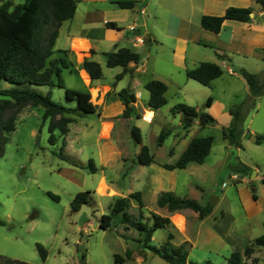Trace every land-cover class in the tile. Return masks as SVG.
I'll return each instance as SVG.
<instances>
[{
  "label": "rangeland",
  "instance_id": "1",
  "mask_svg": "<svg viewBox=\"0 0 264 264\" xmlns=\"http://www.w3.org/2000/svg\"><path fill=\"white\" fill-rule=\"evenodd\" d=\"M7 1L19 4L25 0H0V7ZM119 70L121 67L104 65L100 82L116 81ZM62 76L68 85H76V77L66 69ZM194 82V88H187L178 95L168 93V104L158 110L151 111L143 98L131 118L117 121L110 139L112 145L98 138V115L81 113L77 116V124L71 125L66 136L63 154L67 158L60 156L62 138L55 145L49 143L48 122L43 120V109L24 108L0 157V255L14 260L15 264H118L115 261L117 254L126 258L123 264H169L144 247L141 233L132 227L126 229L121 214L113 216L109 229L101 228L100 224L103 215L111 213L112 205L119 197L129 199L128 213L137 218L142 214L143 221L151 224L152 213L164 215L167 212L157 204L162 191L188 196L202 204L214 199L219 211L226 207L225 203L217 202L222 193L221 185L223 182L231 184L230 177L236 173L234 167L240 161L239 157L252 155V148L255 149L251 143L253 135L242 136L241 140L247 142L248 148L244 145L238 148L224 136L223 130L228 127L216 126L217 121L201 134L195 126L186 132L180 125L181 114H173L172 109L178 104L205 112L209 109L206 105L208 97L202 96L205 93L202 90L206 89ZM33 88L44 93L48 91L47 87ZM52 99L65 107L77 106L75 101L67 99L65 90L58 87L52 89ZM251 111L243 122V132L247 131ZM133 126L141 131V143L131 136ZM162 131L168 135L160 146L158 136ZM196 135H210L215 139L203 167L207 175L193 169H177L175 178L167 171L161 174L160 163H173L184 149L185 141ZM142 145L148 146L154 154V165L136 162ZM90 160L96 167L94 172ZM102 179L105 180L103 184ZM85 191L91 192L89 203L73 212V198ZM135 192H141L143 208L130 197ZM48 193L59 199H53ZM261 229L258 220L253 219L252 237L260 235ZM168 234L169 229H158L149 244L160 248L167 242ZM180 242V237L172 240L175 246L190 250L188 243ZM37 244L47 251L45 262ZM245 261L254 264L252 255Z\"/></svg>",
  "mask_w": 264,
  "mask_h": 264
},
{
  "label": "crops",
  "instance_id": "2",
  "mask_svg": "<svg viewBox=\"0 0 264 264\" xmlns=\"http://www.w3.org/2000/svg\"><path fill=\"white\" fill-rule=\"evenodd\" d=\"M262 1L264 0H79L75 16L62 23L54 46L56 52L67 51L65 57L75 68L74 72L66 70L76 77V85H65L91 93L92 102L101 112L100 115L96 113L100 126L98 138L112 145L110 139L116 123L125 119L122 116L125 106L118 96L119 91L129 89L136 96L135 107L139 106L143 98L148 106L149 92L145 84L157 79L168 85L166 96L169 102L168 93L175 96L187 88L195 87L194 80L187 77L188 70L203 62H213L221 66L223 74L213 80L209 87L201 86L206 89L202 90L205 92L202 96L212 100L207 112L217 120L215 125L222 129L229 127L233 121L230 111L250 94L248 83L237 70L264 73ZM119 2H134L135 5L133 8H122ZM230 7L250 8V20H225L219 33L202 28L203 16H223ZM107 23H114L116 27H109ZM131 27L135 29L131 30ZM139 38L143 41H139ZM120 48H128L141 54L142 62L131 63L129 68L132 73L124 75L121 80L111 83H101L100 79L92 80L83 67L84 61H96L103 69L104 65L107 66L105 53ZM57 56L58 53L54 55ZM122 72L121 67L116 76ZM73 124H77V121L71 125ZM180 125L182 126L181 121ZM210 125L201 127L196 121L186 132L195 126L201 134ZM246 126L247 131L243 137L253 135L251 143L255 145V149L252 148L249 158L239 159L253 168L256 175L252 172L251 177L247 176L238 183L232 179L231 184L222 183V193L217 202L225 203L226 207L219 211V205H214L212 212L204 219H199L198 214L190 209L169 212L165 208L167 212L162 215L171 220L168 229L174 235L173 240L180 237V243L189 244L190 260H211L215 264H223L228 262L227 259L234 250L244 252L248 245L264 234V94L256 99V106L252 109ZM199 136L204 137H195ZM257 137H262L261 143H257ZM192 139L185 141L184 149L173 163H160L158 169L161 174L167 171L175 178L177 169L167 170L163 166L175 164ZM242 145L249 147L244 141ZM206 161L203 164L190 163L183 170H197L206 176L207 171L203 168ZM155 163L156 161L151 165ZM101 183H105V180L102 179ZM224 183L227 185L224 186ZM196 188L201 187L196 185ZM163 192L165 191L161 193ZM253 219H257L262 227L260 235L256 237H252ZM252 259L256 260L254 264H264V250L255 248Z\"/></svg>",
  "mask_w": 264,
  "mask_h": 264
},
{
  "label": "trees",
  "instance_id": "3",
  "mask_svg": "<svg viewBox=\"0 0 264 264\" xmlns=\"http://www.w3.org/2000/svg\"><path fill=\"white\" fill-rule=\"evenodd\" d=\"M79 0H25L23 3L14 4L5 2L0 7V157L5 152L6 143L11 133L16 129V122L19 113L27 107H41L43 109V120L48 122L49 143L55 145L62 138V149L60 156L67 158L63 150L67 145L66 136L70 131V125L76 122L77 116L81 113L101 114L97 105L92 102L89 91H82L68 88L65 85L62 71L70 69L74 72V65L69 62L65 55L67 51L56 52L54 46L59 36V30L64 21L75 16L77 3ZM134 2H119L122 8H133ZM264 7V1H262ZM250 8L230 7L223 16L205 15L201 18L203 29L213 33H219L225 20H235L248 22L250 20ZM109 27H116L114 23H107ZM50 27V29H49ZM58 53L59 56L54 57ZM107 67H122L123 72L116 76V80H121L124 75L132 73L129 68L131 63L140 64L141 54L128 48H120L113 52L105 53ZM92 80L103 77L101 65L89 59L83 63ZM237 72L246 80L249 85V96L246 101L234 107L230 113L233 121L228 128H224V136L236 147H242L243 122L250 109L256 106V99L264 94V73L255 74L246 69H239ZM223 74V69L216 63L203 62L194 69L187 71V77L209 87L213 80ZM47 87L46 93L33 88ZM61 88L65 90L66 97L70 101H75L74 108L65 107L52 99V89ZM149 92L148 107L151 110H158L168 104L166 96L168 85L157 79H152L145 84ZM118 96L122 100L125 109L122 114L124 118H131L135 112L134 104L136 96L125 88L119 91ZM212 103L211 98L207 100V107ZM173 114H181V123L184 129H189L196 121L201 127L216 123V119L208 112L202 111L194 106L178 104L172 109ZM168 132L162 131L158 136V145L164 143ZM131 136L142 142L141 131L138 127L131 128ZM213 136H199L191 140L178 161L173 164H164L167 170L184 169L190 163L203 164L210 154L213 144ZM262 142V137H257V143ZM139 165L149 166L155 162V156L146 145L141 146V150L136 156ZM89 165L91 170L96 171L92 160ZM236 173L243 176L252 175L253 168L239 161L234 167ZM254 191V189H253ZM53 199L58 200V196L48 193ZM90 191L79 192L71 202L73 212H77L83 205L89 203ZM131 198L136 199L140 207H144L141 192L131 194ZM254 197H256L254 195ZM157 204L161 208H166L169 212L190 209L198 214L199 219H204L213 210L214 205L208 202L202 205L196 199L188 196L181 197L173 192H163L160 194ZM129 199L126 197L116 198L112 205L110 214L102 217L100 227L109 229L113 216L122 215V222L126 229L130 227L143 235L145 248L158 254L169 264H215L211 260L199 262L189 259V250L185 246H175L172 243L174 235L168 234L167 242L160 248L149 244L154 233L161 228L168 229L171 226L169 217H164L157 213H152V223L143 221V215L134 217L128 213ZM264 250V234L257 237L244 252L234 250L227 261L230 264H247L245 259L251 257L255 247ZM42 260L47 259V251L41 244H37ZM130 258L129 251L127 252ZM115 261L123 264L126 258L117 254ZM255 259L254 262L255 263ZM0 264H15L14 260L0 255Z\"/></svg>",
  "mask_w": 264,
  "mask_h": 264
},
{
  "label": "built area",
  "instance_id": "4",
  "mask_svg": "<svg viewBox=\"0 0 264 264\" xmlns=\"http://www.w3.org/2000/svg\"><path fill=\"white\" fill-rule=\"evenodd\" d=\"M130 29H131V30H134L135 28H134V27H131ZM138 40H139V41H143L142 38H139ZM143 118L146 119L145 116H144ZM149 120H151V118H150ZM243 178H247V176H243V175H241V174H239V173H233V174L231 175V179H232L235 183H238V182L242 181ZM223 185L226 186L227 184L224 183Z\"/></svg>",
  "mask_w": 264,
  "mask_h": 264
},
{
  "label": "water",
  "instance_id": "5",
  "mask_svg": "<svg viewBox=\"0 0 264 264\" xmlns=\"http://www.w3.org/2000/svg\"><path fill=\"white\" fill-rule=\"evenodd\" d=\"M253 138H254V136H253ZM253 138H252V139H253ZM253 175H256V171H253ZM217 201H218V198H217ZM210 203H211L212 205H214V204L216 203V200L212 199V200L210 201Z\"/></svg>",
  "mask_w": 264,
  "mask_h": 264
},
{
  "label": "bare ground",
  "instance_id": "6",
  "mask_svg": "<svg viewBox=\"0 0 264 264\" xmlns=\"http://www.w3.org/2000/svg\"><path fill=\"white\" fill-rule=\"evenodd\" d=\"M110 189V188H109ZM111 193V192H110ZM180 218V217H179Z\"/></svg>",
  "mask_w": 264,
  "mask_h": 264
}]
</instances>
